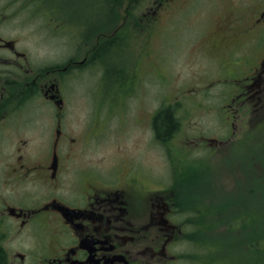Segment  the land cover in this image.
Instances as JSON below:
<instances>
[{
  "label": "flooded vegetation",
  "instance_id": "1",
  "mask_svg": "<svg viewBox=\"0 0 264 264\" xmlns=\"http://www.w3.org/2000/svg\"><path fill=\"white\" fill-rule=\"evenodd\" d=\"M48 2L56 6L49 5L46 12L56 22L50 24L55 30L73 24L67 21L68 16L75 18L67 12L70 7L64 10L59 3ZM4 10L0 8V264H184L194 260V251L188 248L182 254L178 246L194 242L195 222L190 217L194 199H204L209 185L202 179L204 188L194 187L201 171L189 166V151L201 148L206 139L224 141L207 138L203 131L192 137L186 134L183 140L178 136L181 102H167L151 114L149 143L169 149L166 156L173 161L169 172L164 176L151 167L147 171L145 155L125 153L129 100L147 93L145 71L139 69L145 65L142 58L136 62L137 77L129 82L118 68L119 77L112 69L130 66L132 58L107 59V71L101 72L109 71L107 84L103 83L107 91L98 92L99 102L90 109L81 134L68 133L66 121L72 105L67 79L74 75L77 82L84 67L98 70L101 57L114 48V37L107 36L104 45L97 41L81 58L39 56L32 44H24L22 32L14 36L6 32L7 26L12 28V15ZM57 21L63 22L62 28ZM74 21L81 28L82 22ZM263 22L264 10L245 32ZM260 30L264 34V26ZM226 35H232L231 27ZM260 64L252 78L264 75V60ZM239 65L234 61L232 66L239 71ZM246 78L249 81L251 76ZM247 83V87L252 84ZM112 85L118 88L115 93ZM258 85L261 91L263 83ZM94 110L107 111L102 116L106 119L97 116L96 122L101 123L93 124ZM165 110L175 124L161 134L158 118ZM132 122L142 131L132 145L144 152L146 118L138 115ZM105 139L114 143L118 154L95 150ZM182 141L186 151L174 152L176 142Z\"/></svg>",
  "mask_w": 264,
  "mask_h": 264
},
{
  "label": "rangeland",
  "instance_id": "2",
  "mask_svg": "<svg viewBox=\"0 0 264 264\" xmlns=\"http://www.w3.org/2000/svg\"><path fill=\"white\" fill-rule=\"evenodd\" d=\"M49 1L59 3L64 10L70 7L67 12L75 18L67 15L69 19H66L73 24L67 25L65 30H55L50 24L56 22L46 12L49 5L56 6L48 0H0V8L12 15V28L7 26L6 32L12 36L22 32L26 36L24 44H32L35 55L81 58L97 41L104 45L107 36L115 37L122 26L128 28L126 32L123 30L122 43L114 45L101 57L102 65L98 70L84 67L77 82L74 75L67 79L68 99L72 105L66 121L67 132L81 134L90 109L99 102L98 92L107 91L103 83L109 71L105 75L101 72L107 71L108 58H132L130 66L127 63L123 68L120 64L112 69L119 77L118 68L126 82L137 77L136 62L142 58L145 65L139 69L145 71L147 93L144 98L132 96L129 100L131 111L125 118L127 131L124 139L121 137L128 147L125 153L140 151L145 155L147 171L151 167L164 176L169 172L173 162L166 156L169 149L149 143L153 137L151 114L167 102H181L177 111L181 119L178 136H183V140L186 134L192 137L203 131L207 138L224 141L218 144L206 139L201 148L189 151L192 156L189 166L202 172L194 187L199 184L203 189L200 180L205 179L209 188L200 202L194 199L190 216L195 222L194 242L178 246L182 254L188 248L194 251V260L184 264H211L212 260H221V255L238 252V247L246 251L250 226L242 217L256 213L257 209L264 210V75L252 78L264 60V34L260 30L264 22L258 23L250 33L245 29L264 10V0ZM32 11L34 14L30 15ZM74 20L82 22L81 28ZM57 24L62 28L63 22L57 21ZM229 27L232 35H226ZM78 29L80 36L76 37ZM234 61L240 63L239 71L232 66ZM251 66L257 68L251 69ZM248 76H251L249 81ZM247 82H258L257 87L251 83L247 87ZM261 82L263 87L258 91ZM110 89L115 93L118 88L112 85ZM118 102L117 109L121 111ZM182 103L189 106L184 107ZM106 114L105 110H94L92 123L95 124L98 117L106 119L102 117ZM138 115L146 118L144 152L132 145L142 133L132 122ZM99 123L101 120L96 122ZM93 134L103 135L102 132ZM176 144L177 150L173 151L183 152V141ZM95 150L118 154L114 143L106 139ZM183 216L186 219L187 214ZM253 229L254 235L257 230L264 233V212L255 218ZM251 259L256 264L255 254Z\"/></svg>",
  "mask_w": 264,
  "mask_h": 264
},
{
  "label": "trees",
  "instance_id": "3",
  "mask_svg": "<svg viewBox=\"0 0 264 264\" xmlns=\"http://www.w3.org/2000/svg\"><path fill=\"white\" fill-rule=\"evenodd\" d=\"M127 29L128 28L126 26H122V28L119 29V32L114 37V41H113L115 46H117L119 43H122L124 33L127 31ZM123 30H125V32ZM107 43L108 41L105 42V44ZM174 124H175V121L172 118L168 110H165L158 118V125L160 127L161 134H167L173 128ZM257 210L258 211L256 213H251V214L246 213L243 217L241 216L244 223L250 226L249 230L247 231L248 232L247 238L248 237L250 238L247 240L248 241L247 243H249V245L246 251H243V249L238 247L236 248L238 252L230 250V252L231 251L233 252L231 256L226 255V254L221 255L220 256L221 260H217V261L212 260L214 263L211 261V264H216L218 261L220 262V264H254L253 259H251V256H253V254L256 255V264H264V233L262 232L260 234V232L257 230L256 234L254 235V233L252 234V231H251V230H254L253 225L255 224V218L258 219V217H260V215L264 212V210H261V209H257Z\"/></svg>",
  "mask_w": 264,
  "mask_h": 264
}]
</instances>
